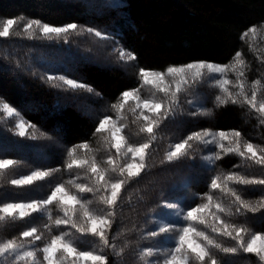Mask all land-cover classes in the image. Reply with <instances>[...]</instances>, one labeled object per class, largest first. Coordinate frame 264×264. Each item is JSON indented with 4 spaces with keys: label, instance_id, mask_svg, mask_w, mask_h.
Listing matches in <instances>:
<instances>
[{
    "label": "trees",
    "instance_id": "trees-1",
    "mask_svg": "<svg viewBox=\"0 0 264 264\" xmlns=\"http://www.w3.org/2000/svg\"><path fill=\"white\" fill-rule=\"evenodd\" d=\"M110 4L104 0H0V26L3 20L24 16L56 26L75 23L81 29L93 28L108 37L100 39L84 32L69 33L66 39L62 36L52 41L38 34L34 39L15 35L0 38V97L16 107L23 119L38 130L37 138L31 139L10 130L14 128L13 120L0 123V159L22 160L41 169L67 170L68 150L85 142L106 159L109 153L100 134H94L95 129L103 116L116 117L111 105L123 91L140 85L141 68L165 70L195 61L227 64L239 51L243 58L250 59L245 72L247 79L264 81V61H256L252 54H262L259 47L253 46L257 43L242 38L247 29L256 26L261 40L255 41L262 45L264 0H120L116 8L109 7ZM21 27L22 24L17 25L16 30ZM119 49L133 53L136 59L121 60ZM56 59L63 64L56 63ZM49 67L67 71L93 91L54 86L58 83L49 82L44 76ZM189 94L187 91L180 94L175 114L157 129V139L148 150V168L121 191L108 236H116L112 242L117 249L124 247V253L117 256L111 248H104L107 264H142L139 252L157 244L158 238L149 235L153 213L166 200L182 198L183 206L195 207L203 202L201 197L205 193L212 191L209 186L216 175L237 172L264 179V166L244 161L236 154H222L212 164H203L199 155L204 149L198 144L187 156L163 162L170 144L204 129L238 130L242 140L264 146V123L248 105L218 106L216 100H206L197 107L189 103L194 99ZM125 115L127 120L123 124L128 126L123 134L129 142H146L148 136L139 133L138 124L132 122L133 115L127 110ZM111 154L115 156L114 149ZM233 187L246 201L256 203L264 197V185ZM35 195L31 189L10 185L7 179L0 181V203L29 200ZM213 195L222 199L225 207L232 206L231 198L223 197L219 190ZM84 198L92 201L91 206L97 212L107 210L93 193L85 192ZM222 218L246 224L254 232H264V209ZM46 223L47 217L36 216L8 222L0 228V235L18 237L20 232L36 226L44 232L42 241H45L50 237L43 228ZM196 227L206 230L203 225ZM70 230L81 248L99 250L96 237L81 235L71 225ZM216 239L226 247L235 246V241L226 237L216 236ZM212 251L220 264H260L254 254L242 250L236 254Z\"/></svg>",
    "mask_w": 264,
    "mask_h": 264
},
{
    "label": "snow or ice",
    "instance_id": "snow-or-ice-1",
    "mask_svg": "<svg viewBox=\"0 0 264 264\" xmlns=\"http://www.w3.org/2000/svg\"><path fill=\"white\" fill-rule=\"evenodd\" d=\"M113 0L109 7H119ZM22 24L19 30L16 26ZM84 32L95 35L100 39L108 37L93 28L81 29L75 23L56 26L45 23L40 19H29L24 16L3 20L0 26V38L10 36H23L27 39L37 38V34L45 39L67 38L69 33L81 35ZM252 34L256 38L258 28L252 26L243 33L242 38ZM121 60H135L131 52L119 49ZM248 68L241 52H236L228 64H214L206 61L188 63L181 66H169L163 72L141 68V88L151 85L155 92L152 96L144 98L140 95V88L123 91L118 101L111 105L116 112V118L105 116L99 121L94 134H100L105 150L109 153L106 159L98 160L96 151L87 142L74 145L67 152L65 167L71 171L73 168L84 170V180L89 183H79L81 179H69L58 183L46 198L33 199L26 202L0 203V228L8 222L26 220L34 213H39L40 218L47 217L48 223L43 228L51 236L50 240L37 246L38 241L44 240V232L36 226L27 228L19 236L5 238L0 235V264H107V257L103 254L104 248H111L115 255L124 253V247L117 249L116 236L109 237L108 230L112 227L116 215V207L120 200L121 191L132 179L141 175L148 168L147 157L153 141L157 139L156 131L164 120L175 114L179 107L180 94L198 83L207 81L211 86L218 88L222 95L216 96L218 106L228 103L248 105L261 118L264 123V81L254 80L250 83L245 78ZM232 73L235 80H230L228 74ZM169 78H171L169 80ZM49 82L59 81L54 86L64 87L66 90L84 89L92 92L88 85L67 76L47 77ZM236 89L235 92L232 89ZM156 93L163 94L158 98ZM130 102L131 105L130 106ZM191 103V101H189ZM125 110L130 112L138 124L139 133H146L148 140L144 143H130L123 130L128 126L119 121L127 120ZM150 113L149 114H146ZM204 114V113H201ZM15 120L14 131L21 137L37 138V129L34 125L23 119L16 107L12 106L3 97H0V123ZM32 131L29 132L28 130ZM41 136L44 133H40ZM227 142V143H225ZM215 145L220 151L203 156L208 163L219 160L223 155L236 154L244 161L264 166V146L242 140L240 131L212 132L208 129L192 132L181 141L170 144L165 150L164 161L172 162L187 156L194 145ZM115 149V156L111 150ZM138 161V162H137ZM19 162L12 159H0V176ZM59 169L35 170L29 175L9 182L14 186L32 185L50 177ZM109 172L115 173L119 179H113ZM264 185V179H257L237 172H231L212 177L210 189L201 200L202 203L190 207L186 212L180 208L179 202L165 201L154 223L158 230L149 233L151 237H162L160 246L148 247L139 252L142 264H220L213 253V249L225 254H236L238 251L254 254L260 264H264V232H254L246 224H235L223 217L241 215L243 212H258L264 209V197L256 203L246 201L233 185ZM66 185L76 189L72 192ZM219 192L225 198H231L230 207H225L222 199L213 195ZM90 192L98 196L99 201L106 206V211L97 212L91 205V200H86L81 193ZM55 204L62 215L53 219L51 205ZM235 208L233 212L232 208ZM174 215L175 221L167 220V216ZM186 222L177 227L180 220ZM71 225L77 233L90 235L99 240V250L90 248L82 250L79 243L70 239L71 233L60 231L52 234L53 227L59 229L61 225ZM196 224L203 225L202 230ZM212 234H215L212 235ZM216 236L226 237L235 241V246L226 247L216 239ZM42 256V259H41ZM156 257V259H152Z\"/></svg>",
    "mask_w": 264,
    "mask_h": 264
},
{
    "label": "rangeland",
    "instance_id": "rangeland-1",
    "mask_svg": "<svg viewBox=\"0 0 264 264\" xmlns=\"http://www.w3.org/2000/svg\"><path fill=\"white\" fill-rule=\"evenodd\" d=\"M104 1H106L108 3H112L113 2V0H104ZM115 2L119 3L120 0H115ZM60 26H62V25H60ZM245 38H249V40H252L253 42L257 43V44H255L253 46L259 47V49H260V51L262 53V54H257L256 52H252L253 56L255 57L254 59L256 61H259V59L260 60L263 59V61H264V35L262 37V39H263L262 45L260 43H258V42L255 41V40H261L257 35H256V38L253 39V36L250 33ZM53 39L54 38L49 39V40L52 41ZM257 56H259V57L257 58ZM249 57H251V54L249 55ZM244 59L246 60V63L249 64V60L250 59H247V58H244ZM59 60L60 59H56V63L63 64ZM195 62H199V61H195ZM207 62H210V61H207ZM191 63H193V62H191ZM211 63L221 64V63H216V62H211ZM165 70H155V71H161V72H163ZM49 75H53V76H67L68 78L75 79V80L79 81V79L73 77L67 71H65V70L62 71V69H59V68H56V70H51V68L49 67L48 70H45V75L44 76L48 77ZM228 78L230 80H235V76L232 73H229L228 74ZM245 78L247 79V76H245ZM170 79L171 78H169V80ZM247 81L249 82V94H250V83L252 81H249L248 79H247ZM55 82L59 84V81H55ZM140 86H141V83L136 88H140V95L142 97H144V98H148V97L152 96L153 93L155 92V89L151 85H145L142 88ZM232 91L235 92L236 89L233 88ZM187 92H190L189 95L194 97L193 100H190L191 101L190 104H193V105H195L197 107H201L202 104L206 100H208V101L216 100V96L217 95H222V93L220 92V90L218 88L212 87L211 86V82H207V81H203V82L198 83L194 88L188 89ZM156 95H157L158 98H163V94H161V93H156ZM130 106H132L131 105V102H130ZM146 114H149V113L146 112ZM104 117L105 116H103L101 119H103ZM109 117H112V116L109 115ZM112 118L115 119L116 117H112ZM259 121L261 122V119ZM13 123L15 124V120L14 119H13ZM119 123L123 124L124 123V120L119 121ZM208 130H210L212 132H217L216 130H212V129H208ZM225 132H227V131H225ZM175 143H177V142H175ZM225 143H227V142H225ZM172 144H174V143H172ZM203 149H204V151L203 150L201 151V155H199V159L201 160V162L203 164H207V165L212 164L213 162L212 163H208V162L204 161L202 159V157L203 156L211 155L212 152H216V151H220V150L217 149L215 147V145H208V146H204L203 145ZM114 151H115V149H114ZM95 154H96L98 160H103L104 159V156L105 155H103L99 150L96 151ZM15 161H18L19 163L15 167L8 169L3 176H0V181L3 180V179H7L8 182H9L11 179H18V178H20L22 176L29 175L32 171H35V170L59 169V171L54 172L50 177H47V178H45L42 181H36L32 185H24V186H22V187L31 189L32 191H34V193H36V195L32 199H29V200H20V201H11V200H9V201H5V202H26V201H30V200H33V199L46 198L47 195H49L51 193V190L56 186V184H58V183H64V182L68 181L69 179H75L77 176H80L81 177V179L78 180L77 182H79V183H85L83 181L84 180L83 177L85 175L83 169L73 168L71 171H69L67 168H66L67 170H65L63 167L62 168L61 167H55V168L41 169V168H37V167H34V166H30L27 162L22 161V160H15ZM109 176L112 177L113 179H116L115 178L116 176H114L113 174H111V172H109ZM9 184L12 185L10 182H9ZM66 187H68L72 192H75L76 191V189L73 188L71 185H66ZM81 195L84 197L85 193H81ZM87 200H90V199H87ZM167 201H170V202H179L180 208H182L185 212L189 209L188 207L183 206V204H182V198H174V199H171V200L169 199ZM50 207L52 209V215L54 216V218L57 215H62V213L59 212V210H58V208L56 207L55 204L51 205ZM161 211L171 212L172 210L162 209V207H161L160 210H158L157 212L153 213V218H152L153 220H152V224H151L152 231L153 230H158L156 224L154 223V220L157 218L158 214ZM32 216L40 217V214L39 213H34ZM44 217H46V216H44ZM166 219L169 220V221H175L176 220V217L174 215H169V216H167ZM185 223L186 222H184L181 219L179 221V223L177 224V227H179L180 225L185 224ZM60 231H64V232L71 233L70 224L69 225H61L60 228L59 229H55V232L52 233V234L53 235L59 234ZM69 238L72 239V240H74V238H73L72 235ZM157 238L158 239H157L156 246H151V247L160 246L159 245V242L161 241L162 237H157ZM50 239H51V236L47 240H50ZM47 240H45V241H47ZM45 241H42L40 243L37 242V246L42 247L43 246V243ZM90 248L91 247L81 248V249L82 250H87V249H90ZM144 249H146V248H144ZM41 259H42V256H41ZM152 259H156V257H153ZM89 264H90V262H89Z\"/></svg>",
    "mask_w": 264,
    "mask_h": 264
}]
</instances>
